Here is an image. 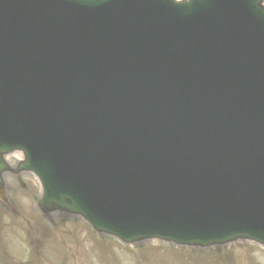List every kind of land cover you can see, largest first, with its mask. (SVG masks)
Returning a JSON list of instances; mask_svg holds the SVG:
<instances>
[{
    "label": "water",
    "instance_id": "obj_1",
    "mask_svg": "<svg viewBox=\"0 0 264 264\" xmlns=\"http://www.w3.org/2000/svg\"><path fill=\"white\" fill-rule=\"evenodd\" d=\"M54 1L66 4L63 13L50 24L37 22L28 27L32 30L23 35L34 43L33 46L30 48L26 44L17 43L9 51H4V54H9L11 59L16 60V66L0 63V71L7 73L3 81L11 79L17 84V79L21 80L11 90L13 93L34 95L43 105L53 104L57 107L61 111L59 128L57 125L49 131L44 126L42 134L33 141L30 140L31 131L22 124L17 125V130L0 132V171L5 168L3 154L22 148L28 159L24 167L34 171L42 181L44 198L40 200L41 205L54 203L70 212L80 213L96 231L116 236L125 243L138 242L144 238H136L143 230L167 218V215L156 214L163 203L170 206L174 213L181 214L188 210L205 221L204 226L199 225L204 230L194 227L190 229L194 233L189 236L167 233L163 237L167 240L172 239L176 243L187 240L189 244L204 246L214 241L230 239L229 232L254 235L255 230L248 232L245 228L248 223L245 218L264 209V204L257 200L250 204L239 201L232 205L238 215V225L244 229L223 234H220L222 231L213 230L216 235H227L226 238L218 239L216 235H210L212 201L205 202L210 196L204 189L206 185L209 186L214 169L220 166L217 164L229 152L238 154L235 163L240 168H247L252 173L259 171L260 160L255 154L251 156L245 149L220 145L218 139L212 140L211 132L226 133L227 128L234 125L238 134H255L259 129L250 123V117H259L262 121L263 108L248 106L251 98L246 89L237 91L234 88L227 93L214 94L209 88L212 86L210 84L192 89L194 83L191 79L193 76L198 78V60L204 63L202 70L206 71L207 66H214L213 60L219 56L220 38H211L207 36V32L209 27L214 26L213 11L217 7L221 8L223 1L241 5L246 9V16L255 21L253 27L256 29L249 27L242 39L248 42L249 51L246 56L256 71L264 48V37H259L260 29H264V5H260L263 0ZM134 2L137 3L135 6ZM122 4L127 18H130L134 26L143 29L146 36L138 45L148 46L143 54L131 51L133 58L128 71L138 81L127 85L136 89L141 86L139 81L147 77L151 79L152 85H142L144 93H137L138 90L128 88L127 85H115L108 92L105 81L100 80V77L83 76L88 72L83 66L81 72H73V77L67 82H61L60 85L52 83L66 78L72 71L73 64H89L84 62L85 55H81L78 61L81 51L86 54L98 53L93 47L88 48L91 44L84 41L87 36L84 31L92 21L83 26L79 24L75 9L100 17H112ZM167 12L177 16L166 21L169 18ZM142 13L148 18L146 22L137 17ZM148 13L160 15L163 23L175 22L177 27L156 30L158 22L149 23L151 16ZM251 28L253 37L249 33ZM69 30L76 33L70 54L62 57H54L51 53L36 56L44 49L43 42L47 36L54 37L58 42L62 36L59 32ZM1 32L8 35L13 30ZM211 40L214 44L210 43ZM17 48L21 51L16 52L14 49ZM126 57L125 55L121 59ZM231 62L229 58L224 71L219 73L227 85H237L238 83L231 81L235 76L231 70ZM139 69L140 74H135ZM215 70L217 68L207 73L214 74ZM87 108L95 111L96 119L79 123V115ZM245 109H248L250 117L245 114ZM61 128H66L65 131L74 138L81 137L80 141L69 143L64 135L60 136ZM90 132L98 136L89 134ZM229 177L233 178L230 181L234 184H239L242 180V176L236 179L230 174ZM219 188L220 184L218 190ZM80 193L95 200V205H81L78 201ZM97 193H105V198L100 200L94 196ZM147 194L150 201L143 202ZM64 199L70 200L69 206L64 203ZM230 200L224 199V203L229 204ZM203 203L208 210L203 208ZM142 206L155 213H142L144 219H138L139 222H129L133 219L128 220L126 214L118 211L119 207L123 211H130L134 208L142 209ZM250 207L257 210L250 212ZM171 217L179 220L176 215ZM261 219L264 220V217ZM173 221H168V225L175 230L178 226ZM198 240L204 241L193 242Z\"/></svg>",
    "mask_w": 264,
    "mask_h": 264
},
{
    "label": "rangeland",
    "instance_id": "obj_2",
    "mask_svg": "<svg viewBox=\"0 0 264 264\" xmlns=\"http://www.w3.org/2000/svg\"><path fill=\"white\" fill-rule=\"evenodd\" d=\"M15 156H9L11 171L4 178L19 214L0 207V264L5 259L8 264H264V248L251 244L237 243L219 253L154 241L125 246L96 236L84 222L63 218L56 209L45 215L34 205V199L40 198L36 177L22 176L25 187L13 178Z\"/></svg>",
    "mask_w": 264,
    "mask_h": 264
},
{
    "label": "bare ground",
    "instance_id": "obj_3",
    "mask_svg": "<svg viewBox=\"0 0 264 264\" xmlns=\"http://www.w3.org/2000/svg\"><path fill=\"white\" fill-rule=\"evenodd\" d=\"M261 4H263V2H260V5ZM221 13H224V17L227 19H232L233 21V23H234V21H236V18H241L242 17V15L243 14H245L246 15V9L244 8V7H242L241 5H239V4H236L235 6H232V7H226L225 9H223L222 11H220V13L219 14H221ZM210 18H212V17H210ZM248 21L246 20V21H244L243 22V24L241 25V28L245 31V35H246V30L248 29V23H247ZM170 26H172L173 28L174 27H177V25H176V23L175 22H167V23H163V22H158L157 24H156V30H167ZM198 28H199V26H197ZM234 27L237 29V30H240L235 24H234ZM112 28H114V27H112ZM254 28V27H253ZM99 29H100V27L99 28H97V29H95L96 31H94V32H97V31H99ZM254 30V29H253ZM249 33H250V35H251V37H253V33H252V28L249 30ZM258 37V36H257ZM259 37H260V35H259ZM92 44H94V45H92ZM120 46H122V44H123V42H121V43H118ZM91 45H92V47L93 48H97V49H99L101 46H100V40L99 39H97L94 43H91ZM108 46V44L107 45H105L104 44V46H103V48L105 47H107ZM109 47H113V46H110L109 45ZM116 48H119V49H121L120 47H115V49ZM243 63H245V61L243 60ZM259 84V83H258ZM259 85H262V86H264V84L262 83V84H259ZM2 115H6V113L5 112H0ZM14 155V154H13ZM17 157H19V155L18 154H15ZM2 175H3V173H0V176H1V178H2ZM79 199H81V198H79ZM81 200H83V199H81ZM81 205H83V201H81V202H79ZM47 205L48 206H50L51 205V203H47ZM156 233H158V234H160V232L157 230L156 231Z\"/></svg>",
    "mask_w": 264,
    "mask_h": 264
}]
</instances>
